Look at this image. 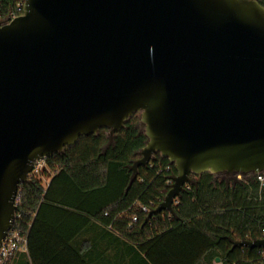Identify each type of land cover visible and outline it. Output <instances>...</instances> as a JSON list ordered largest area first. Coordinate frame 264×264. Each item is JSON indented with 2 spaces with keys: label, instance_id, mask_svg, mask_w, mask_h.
Here are the masks:
<instances>
[{
  "label": "water",
  "instance_id": "1",
  "mask_svg": "<svg viewBox=\"0 0 264 264\" xmlns=\"http://www.w3.org/2000/svg\"><path fill=\"white\" fill-rule=\"evenodd\" d=\"M23 1L0 22V244L35 160L134 113L147 141L133 177L154 153L177 171L148 218L173 213L191 175L264 171L258 0Z\"/></svg>",
  "mask_w": 264,
  "mask_h": 264
},
{
  "label": "trees",
  "instance_id": "2",
  "mask_svg": "<svg viewBox=\"0 0 264 264\" xmlns=\"http://www.w3.org/2000/svg\"><path fill=\"white\" fill-rule=\"evenodd\" d=\"M17 1L0 0L1 20ZM146 141L134 113L119 132L101 127L44 158L39 176L18 186L15 225L27 232V251L10 264H264L261 248L233 245L264 237V185L256 174L191 175L173 213L148 218L177 171L154 153L133 177ZM89 229L93 241L82 238Z\"/></svg>",
  "mask_w": 264,
  "mask_h": 264
},
{
  "label": "built area",
  "instance_id": "3",
  "mask_svg": "<svg viewBox=\"0 0 264 264\" xmlns=\"http://www.w3.org/2000/svg\"><path fill=\"white\" fill-rule=\"evenodd\" d=\"M23 7H24V1L18 0L15 3L13 9L9 11L7 18L5 20L0 19V22L6 23L14 19L17 16L22 15ZM44 162H45L44 158L35 160L32 171L29 173L28 176L35 177V175H37L40 172L41 168L44 167L45 165ZM241 174L242 173H238L237 177L241 178ZM255 174H256V179L259 181V183L261 185H264V171L255 172ZM18 202H19V192L17 191L16 198H15L16 207L18 205ZM142 209L144 211L148 210L146 207H142ZM17 217L18 216L14 217V221H13L11 228L8 230L4 238L1 240L0 264H10L13 261V259L17 257L18 253L27 251V232L26 230H22L21 227H19V225H15L18 223ZM133 220H136V217H133ZM261 249H262L261 253L264 254V248H261Z\"/></svg>",
  "mask_w": 264,
  "mask_h": 264
},
{
  "label": "crops",
  "instance_id": "4",
  "mask_svg": "<svg viewBox=\"0 0 264 264\" xmlns=\"http://www.w3.org/2000/svg\"><path fill=\"white\" fill-rule=\"evenodd\" d=\"M82 238L86 241V240H89V241H93V240H95V233H93L90 229L88 230V231H85L84 233H83V235H82ZM84 244H86V242L85 243H83L82 245H84Z\"/></svg>",
  "mask_w": 264,
  "mask_h": 264
},
{
  "label": "rangeland",
  "instance_id": "5",
  "mask_svg": "<svg viewBox=\"0 0 264 264\" xmlns=\"http://www.w3.org/2000/svg\"><path fill=\"white\" fill-rule=\"evenodd\" d=\"M137 115H139V113H137ZM44 164H45V162H44ZM45 166V165H44ZM44 167H42L41 169H43ZM41 171V170H40ZM49 172L50 173H53L54 172V169L53 168H49ZM38 177L39 175H35V177ZM40 177H41V175H40ZM48 181V178H47V176H44L42 179H41V182H42V184H45L46 182Z\"/></svg>",
  "mask_w": 264,
  "mask_h": 264
}]
</instances>
